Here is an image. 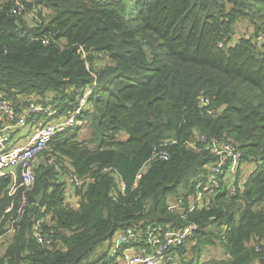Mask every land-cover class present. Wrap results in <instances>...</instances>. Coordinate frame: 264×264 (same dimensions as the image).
Returning a JSON list of instances; mask_svg holds the SVG:
<instances>
[{"label":"trees","instance_id":"1","mask_svg":"<svg viewBox=\"0 0 264 264\" xmlns=\"http://www.w3.org/2000/svg\"><path fill=\"white\" fill-rule=\"evenodd\" d=\"M22 1L40 23L13 14L11 1L0 8V98L19 108L21 98L60 92L66 107L92 88L82 113L91 135L71 128L49 141L0 264H115L104 248L119 231L146 241L149 227L191 224L192 256L180 246L178 264H264V0ZM244 20L254 29L240 35ZM216 138L257 168L235 193L221 182L209 206L189 211L187 197L182 213L170 210L181 185L189 196L207 177ZM68 171L80 188L69 187ZM11 178L0 176V234L6 208L15 213L21 200L22 189L9 194ZM41 218L53 224L50 244L33 236ZM218 242L223 256L202 262Z\"/></svg>","mask_w":264,"mask_h":264},{"label":"built area","instance_id":"2","mask_svg":"<svg viewBox=\"0 0 264 264\" xmlns=\"http://www.w3.org/2000/svg\"><path fill=\"white\" fill-rule=\"evenodd\" d=\"M8 1L13 3L11 7L13 14L23 15L32 26H37L40 23L35 14L36 9L28 8L22 0H0V8L2 9ZM91 90L78 95L75 101H69L66 107H64L66 100L60 92L49 93L44 97L21 98L20 101L26 102L19 104L21 105L19 108L15 106L11 96L5 95L0 98V175H12L15 168L19 167L20 179L12 185L11 194L14 195L19 189H22L21 200L16 212L12 213L15 208L13 203L5 210L10 215L7 219L6 229L0 234V243L7 241L15 233L16 223L20 221L21 214L30 205L29 192L33 189L36 180L35 167L49 141L58 133L71 128L81 129L85 125L86 120L82 113L90 105L88 95ZM205 101L209 102L208 99ZM28 124H31L33 130L28 141L17 146H9L11 137L13 139L16 137V133H13L14 130ZM199 139L206 140L207 136L200 135ZM190 144L200 151V148L196 147L192 140ZM212 146L211 150L218 159L211 161L209 167L207 166V177L196 182L195 191L192 193L195 202L187 204L189 211L211 205L221 182L226 181L229 193H235L238 185L244 183L248 174L253 173L257 168V163L243 161V153L231 142L216 138L213 139ZM156 156L167 159L169 154L167 150H161ZM57 170L60 174L63 173L58 167ZM64 174L67 183L70 184L69 187L74 186L76 189L84 184V180L73 171ZM122 185L124 187V182ZM70 190L72 191V189ZM73 192L69 196L78 198V195ZM183 198L186 203V198ZM184 205L183 200L178 204L170 202L169 208L172 211L183 210ZM42 210L45 211L44 208ZM43 225L50 227L48 232L44 230ZM52 225V223L45 222L43 218L34 222L32 233L37 242L43 245L51 243V234L54 232ZM196 227L195 224L182 228L152 226L147 229L146 241L140 231L132 228L127 231H119L113 239L114 247L111 256L115 258V264H176L181 253L180 246L186 244L188 235ZM129 241L138 243L123 248L118 253L120 246Z\"/></svg>","mask_w":264,"mask_h":264},{"label":"rangeland","instance_id":"3","mask_svg":"<svg viewBox=\"0 0 264 264\" xmlns=\"http://www.w3.org/2000/svg\"><path fill=\"white\" fill-rule=\"evenodd\" d=\"M254 29V24L253 22L249 21V20H244V21H241L238 25H237V30H238V33L240 35H243L245 33H251ZM91 88H87L86 91H89ZM6 95V93H3L2 96ZM35 97L39 96V95H34ZM28 127H31V124H28L27 125ZM91 133V130H90V126H86L85 125L83 127H81V129H79V135L82 139H88L90 138V134ZM210 164V162H209ZM207 164V166L209 165ZM209 167V166H208ZM207 167V168H208ZM226 183V182H225ZM186 190L185 189H182V185L180 186L179 188V192L176 196H172L170 199H169V203L170 202H176L177 204L180 203L181 200H183V203L185 204L184 202V198H187V202L190 203V204H193L195 201H194V198H193V194H190L189 196L186 195ZM180 207V206H179ZM185 209V207H183V210ZM176 212L178 213H182V209L181 210H177ZM194 242H186V250L184 253H182V257H185V258H188L192 256V244ZM113 247H114V242L111 241L109 244H106L105 246V250L106 249H111L113 250ZM223 247H222V244L221 243H217L213 246H205V248L203 249V253L201 255V261L202 262H206L208 261L209 259L213 258V257H221L223 256ZM180 256V255H179ZM178 256V257H179Z\"/></svg>","mask_w":264,"mask_h":264},{"label":"crops","instance_id":"4","mask_svg":"<svg viewBox=\"0 0 264 264\" xmlns=\"http://www.w3.org/2000/svg\"><path fill=\"white\" fill-rule=\"evenodd\" d=\"M33 130L32 127H28V126H22L20 128H17L14 130L13 133H16V137L13 139V137H11L10 139V143L9 146H17L19 144H24L26 141H28V137L32 134ZM6 175V174H5ZM8 176L10 175L11 178V186L9 187V194H11L12 191V185L14 184V182L17 180L19 181V177H20V168H15L14 173L11 174H7ZM1 176V175H0ZM4 176V175H2ZM3 193H0V197ZM78 198L72 197L70 199V201L76 206L78 205Z\"/></svg>","mask_w":264,"mask_h":264},{"label":"water","instance_id":"5","mask_svg":"<svg viewBox=\"0 0 264 264\" xmlns=\"http://www.w3.org/2000/svg\"><path fill=\"white\" fill-rule=\"evenodd\" d=\"M43 192H44V190H41L40 193L37 195V197H36L37 201H40V199L43 196ZM216 225H217V223H214V227H216Z\"/></svg>","mask_w":264,"mask_h":264},{"label":"clouds","instance_id":"6","mask_svg":"<svg viewBox=\"0 0 264 264\" xmlns=\"http://www.w3.org/2000/svg\"><path fill=\"white\" fill-rule=\"evenodd\" d=\"M92 89V88H91Z\"/></svg>","mask_w":264,"mask_h":264}]
</instances>
